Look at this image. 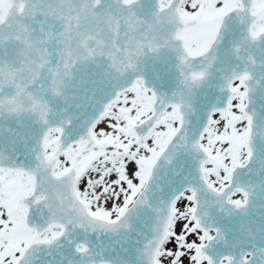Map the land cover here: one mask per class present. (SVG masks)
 <instances>
[{
  "label": "snow or ice",
  "instance_id": "obj_1",
  "mask_svg": "<svg viewBox=\"0 0 264 264\" xmlns=\"http://www.w3.org/2000/svg\"><path fill=\"white\" fill-rule=\"evenodd\" d=\"M0 264H264V0H0Z\"/></svg>",
  "mask_w": 264,
  "mask_h": 264
}]
</instances>
